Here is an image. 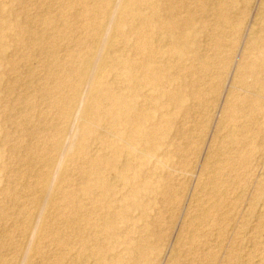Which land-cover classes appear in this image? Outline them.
Segmentation results:
<instances>
[{
	"label": "rangeland",
	"instance_id": "obj_1",
	"mask_svg": "<svg viewBox=\"0 0 264 264\" xmlns=\"http://www.w3.org/2000/svg\"><path fill=\"white\" fill-rule=\"evenodd\" d=\"M117 1L0 0V264H264V0H135L92 70L102 101L71 84L102 38L88 22Z\"/></svg>",
	"mask_w": 264,
	"mask_h": 264
},
{
	"label": "bare ground",
	"instance_id": "obj_2",
	"mask_svg": "<svg viewBox=\"0 0 264 264\" xmlns=\"http://www.w3.org/2000/svg\"><path fill=\"white\" fill-rule=\"evenodd\" d=\"M134 1L135 0H119V1H117V2H115L114 4H112V5H110L109 4V10L107 11V13H106V20L108 21L109 20V23H106V22H104L103 21V16H104V12H103V10H101V12L99 13V15L98 16H95V19H94V17L92 18V19H90V20H92L90 23L88 22V24H87V26L89 27V29L94 33V34H97L98 36L99 35H101L102 36V38H100L101 40H99V42H98V38H97V40H96V43H95V46H94V51H93V54H91V56L90 57H88V58H86V67L84 66V68L80 71V70H78L75 74H73V78H74V80H72V84H71V87L73 88V89H75L76 88V86L78 85V86H80L81 88H80V90L81 91H83V93H85L86 94V96H89V98H92L93 97V95L97 98V97H99L102 101L103 100H106L107 99V96L106 95H103L102 93L105 91L104 89H98V88H96V86H94V83H98L99 81V78H100V75L99 74H93L92 73V70L94 69V68H98V67H104V66H106V67H110L111 65V63L113 62V60H114V57L111 55L112 54V52L109 54L108 53V51H107V47H106V39L108 38V37H111V36H113V33H116L117 31H120V33H121V36L122 37H125V32H126V30H125V24L123 23V22H121V21H119V13H120V11L121 10H123V9H126V8H128V6H130V4H132V3H134ZM217 1V0H216ZM224 1V0H223ZM240 2H241V0H240ZM250 2V1H249ZM213 3V2H212ZM242 3V2H241ZM252 4V3H251ZM263 4V3H262ZM210 5H212V4H210ZM117 6H119L120 8H118V10L116 9L117 8ZM261 6V5H260ZM263 6V17H262V19L264 20V4L262 5ZM262 6H261V8H262ZM216 8V7H215ZM261 8H260V10H261ZM249 9V8H248ZM120 10V11H119ZM181 10V9H180ZM190 11V10H189ZM217 11H218V9H217ZM212 12V11H211ZM134 13H136V16H139V17H141V15H140V13L139 12H137V11H135ZM152 13H153V15L154 16H156L157 15V13H158V11H157V9L154 7L153 8V10H152ZM208 13V12H207ZM259 13H261L260 11H259ZM217 16V15H216ZM258 18H259V16H257ZM260 17H261V15H260ZM257 19V18H256ZM98 20V21H97ZM142 26H141V31L139 32V36H138V38H139V42H138V44H137V50L141 53H143L144 55H145V57H146V62L147 63H149V60L151 59V60H154V59H157L158 57H159V52H158V50L156 49V48H154L153 46L154 45H150V43H148V31H149V24L145 21V19H142ZM256 21V20H255ZM254 21V22H255ZM259 21H260V19H259ZM249 22V21H248ZM193 23H194V19H193V17H192V15H189L186 19H185V26H186V28H187V30H190L191 28H192V26H193ZM258 23V22H257ZM260 23V22H259ZM261 24V23H260ZM224 26V25H223ZM255 26H256V24H255ZM87 27V28H88ZM227 27V26H226ZM258 27V26H257ZM223 28V27H222ZM252 31H253V34H254V30L252 29ZM101 32V33H100ZM191 33V36H187V35H185L186 36V38H187V40H188V38H189V40L188 41H192L193 39H192V37H193V32L191 31L190 32ZM245 33V32H244ZM252 33V32H251ZM249 35V34H248ZM257 35V34H256ZM52 36V35H51ZM97 36V37H98ZM248 37H250V36H248ZM255 37V36H254ZM48 39V38H47ZM50 39V38H49ZM192 39V40H191ZM251 40V39H250ZM249 40V41H250ZM253 40V39H252ZM187 41V45L189 46V42ZM255 41V40H254ZM98 42V43H97ZM158 42H159V44H160V46H168L169 44H170V37H168V36H163L162 34H161V36H159V38H158ZM156 49V50H155ZM117 51V50H116ZM115 51V52H116ZM185 54L186 53H183L182 51H179L178 53H177V56H178V59H182L184 56H185ZM161 59V58H160ZM49 61V60H48ZM214 62V61H213ZM47 68V67H46ZM159 68L157 67L156 69H154L153 70V73H154V75L152 74V75H149L147 78H146V80L147 81H149L148 83L152 86V88H157V87H159V86H161V85H163V77H162V75H161V73L159 72V70H158ZM239 70V69H238ZM47 71V70H46ZM200 71V70H199ZM238 72V71H237ZM47 73V72H46ZM178 74V73H177ZM78 77L79 78V81L77 82L76 81V77ZM127 76V75H126ZM178 76V75H177ZM128 77V79L129 80H127V83L129 82H131L130 81V76L128 75L127 76ZM236 79H238V77L236 78ZM171 80H173L172 78H171ZM13 81V80H12ZM259 91H260V89H258ZM257 90V91H258ZM139 93V92H138ZM141 94V93H140ZM149 94H150V92H149ZM149 94L148 95H146V94H143L142 93V95L144 96V97H147V96H149ZM256 95V94H255ZM92 96V97H91ZM43 102V101H42ZM197 105V104H196ZM228 105V104H227ZM41 106V105H40ZM93 106H90V108H92ZM125 107L127 108V109H130L131 107H132V104L130 103V100L129 101H125ZM248 112V111H247ZM15 118V117H14ZM85 122H86V119H80V122L79 123H77V127L80 129V130H82L83 128H84V124H85ZM246 122V121H245ZM223 123V122H222ZM221 123V124H222ZM224 124V123H223ZM180 125V124H179ZM181 127V126H180ZM193 127V126H192ZM233 127V126H232ZM239 127V126H238ZM243 127H244V125H243ZM233 128H235V127H233ZM237 129V128H236ZM191 130V129H190ZM221 130H222V128H221ZM66 132V131H65ZM138 132H136V134H137ZM190 133V132H189ZM242 133V132H241ZM228 134H230V135H233L234 134V130L233 129H231L230 131H229V133ZM227 137V136H226ZM229 138H231V137H229ZM223 139H225V138H223ZM230 140V139H229ZM223 141V140H222ZM221 141V142H222ZM226 141V140H225ZM224 141V142H225ZM69 144H68V146H70L72 149H75V147H79V142L78 141H75V139H72V140H70L69 142H68ZM233 144V143H232ZM220 148V147H219ZM218 148V149H219ZM223 148H225V147H223ZM222 148V149H223ZM221 149V150H222ZM232 149H233V147H232ZM224 150V149H223ZM217 151V150H216ZM218 153H220V151L218 152ZM225 153H226V151H225ZM225 153H223V154H225ZM127 155V154H126ZM129 155V154H128ZM127 155V156H128ZM230 155V154H229ZM125 156V155H124ZM227 156H228V154H227ZM220 157H221V155H220ZM219 157V158H220ZM224 157V156H223ZM127 159H128V157H127ZM125 160V159H124ZM129 160V159H128ZM216 161H218V158H217V160ZM222 161V160H221ZM224 162V161H223ZM215 164H217V163H215ZM33 165V164H32ZM214 165V164H213ZM212 165V166H213ZM215 166V165H214ZM214 166L212 167V168H214ZM63 167V166H62ZM33 168V167H32ZM211 168V169H212ZM42 169V168H41ZM59 169V168H58ZM217 169V168H216ZM219 169H221L222 170V168H219ZM209 171V170H208ZM213 171H214V169H213ZM220 171V170H219ZM232 171V170H231ZM237 172V171H236ZM49 172H47L46 174H48ZM210 173H212V171L210 172ZM214 173V172H213ZM37 174V173H36ZM218 175H220V174H218ZM226 174H224V176H225ZM207 176V175H206ZM216 176V175H215ZM223 176V177H224ZM113 177V176H112ZM220 177V176H219ZM226 177V176H225ZM228 177H230L229 175H228ZM28 178V177H27ZM115 178V177H114ZM212 178H214V177H212ZM211 178V179H212ZM221 178V177H220ZM117 179V178H116ZM216 179V178H215ZM213 180V179H212ZM215 181H217V180H215ZM116 181L115 180H111V181H109V182H106V183H101L100 181H97V183L95 184V186L94 187H97V188H100V196H98L97 195V193H95V195L100 199V200H106V199H101L102 198V193L105 195V197L108 195V196H111V194H112V185H114L113 183H115ZM222 182H224L223 180H222ZM211 183H212V181H211ZM213 183H214V181H213ZM212 183V184H213ZM227 183V182H226ZM229 183V182H228ZM34 184V183H33ZM48 187V186H47ZM81 187V186H80ZM89 187V186H88ZM217 187V186H216ZM223 187H225V186H223ZM90 188V191H88V188H85L84 190H85V193H89V192H91V189H92V187H89ZM216 189V188H215ZM233 189V188H232ZM225 190H226V188H225ZM199 191H201V190H199ZM209 191H210V188H209ZM208 191V192H209ZM216 191V190H215ZM39 192V191H38ZM177 192V191H176ZM214 192V191H213ZM216 192H218V191H216ZM224 192H226V191H224ZM222 193H223V191H222ZM209 194H211V193H207V195H209ZM214 194H216V193H214ZM224 194V193H223ZM227 194V193H226ZM212 195V194H211ZM31 196V195H30ZM178 196H179V194H178ZM216 196V195H215ZM202 197H204V196H202ZM216 197H218V196H216ZM229 197V196H228ZM221 198V197H220ZM198 199V198H197ZM201 199H203V198H201ZM211 199V198H210ZM207 202V201H206ZM206 202H205V204H206ZM82 203V207H83V209L86 211V212H88V213H90V212H94L93 211V209H91V207H92V205L89 203V202H81ZM201 203H202V201H201ZM212 205V204H211ZM257 206V205H256ZM21 208V207H20ZM201 208V207H200ZM208 208V207H207ZM211 208V207H210ZM210 208H208V210L210 211L211 209ZM237 209H238V207H237ZM260 209H263V207L262 208H260ZM204 210V209H203ZM206 210V209H205ZM207 210V211H208ZM206 212V211H205ZM199 214H200V212H199ZM205 214H207V213H205ZM205 214H203L204 216H205ZM259 214H261V211L259 212ZM258 214V215H259ZM264 214V213H263ZM262 214V215H263ZM232 215V214H231ZM200 216V215H199ZM119 217H123V216H119ZM207 217V216H206ZM206 217H204V218H206ZM255 218V217H254ZM257 218V217H256ZM226 219V218H225ZM233 219H231V221H232ZM194 221V220H193ZM192 221V222H193ZM188 223H191V220H190V222H188ZM197 226V225H196ZM199 226V225H198ZM75 228V230H76V232L78 233V231H79V229H78V226H75L74 227ZM106 228H107V230L110 232V233H114V231L116 230V223H115V219L113 218V217H111L110 219H106ZM81 229V228H80ZM196 231V230H195ZM80 233V232H79ZM201 233V232H200ZM79 236V235H78ZM191 236V235H190ZM216 236V235H215ZM39 237V236H38ZM80 237H82V234H80ZM95 241V240H94ZM179 241V240H178ZM189 241H190V239H189ZM79 242H81L79 245L80 246H85V241L84 240H82V241H79ZM89 243H90V241H89ZM203 243V242H202ZM214 243V242H213ZM86 246H88V244L86 243ZM253 246V245H252ZM198 247V246H197ZM219 247V246H218ZM217 248V247H216ZM218 250H219V248H218ZM195 251H196V249H195ZM214 253V252H213ZM175 255V254H174ZM173 255V256H174ZM80 256V255H79ZM85 256V255H84ZM73 257V256H72ZM77 257V256H76ZM81 257V256H80ZM176 257H178V256H176ZM75 258V257H74ZM2 259V258H1ZM41 259V258H40ZM172 259V258H171ZM139 260V259H138ZM1 261V260H0ZM79 261H80V263L81 264H100V260H98V259H92V260H90V258H89V256H88V259L87 258H80L79 259ZM193 261V260H192ZM76 262H77V259H76ZM203 262V261H202ZM210 262V261H209ZM218 262V261H217ZM247 262V261H246ZM248 262H249V260H248ZM263 262V261H262ZM260 263V262H259ZM75 264V263H74ZM245 264V263H244ZM257 264V263H256Z\"/></svg>",
	"mask_w": 264,
	"mask_h": 264
}]
</instances>
